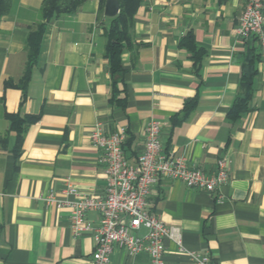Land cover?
Here are the masks:
<instances>
[{"label":"crops","instance_id":"0c3cea01","mask_svg":"<svg viewBox=\"0 0 264 264\" xmlns=\"http://www.w3.org/2000/svg\"><path fill=\"white\" fill-rule=\"evenodd\" d=\"M42 2L14 0L0 22V264H92L93 233L73 230L69 205L106 193L92 129L97 122L109 131L125 128L124 150L134 164L152 118L162 123L164 152L207 172L221 157L230 167L229 181L213 193L180 179L152 187L149 210L175 231L164 239L163 264H193L189 251L216 264H264V49L237 33L246 0H143L115 93L106 56L112 17L100 14V0L49 22L23 88L26 39ZM189 34L202 50L199 60L183 43ZM253 51L252 109L231 120ZM13 115L34 117L20 141ZM100 218L96 209L86 212L92 226ZM110 264L152 259L115 245Z\"/></svg>","mask_w":264,"mask_h":264},{"label":"built area","instance_id":"2783aa9c","mask_svg":"<svg viewBox=\"0 0 264 264\" xmlns=\"http://www.w3.org/2000/svg\"><path fill=\"white\" fill-rule=\"evenodd\" d=\"M237 33L245 41L254 37L264 49L263 0H246ZM161 133L162 123L150 119L145 127L144 151L133 164L124 150L125 128L109 131L103 123L97 122L92 129L91 141L100 149V162L105 166L106 193L100 199L85 196L69 204L73 230L93 233L92 264H110L115 245L131 255L145 251L150 254L152 264H163L164 239L174 236L175 231L149 210L148 202L152 187L161 178L180 179L189 187L211 193L229 181L230 167L226 157L217 160L215 171L207 172L184 157L164 152ZM69 190L75 192L73 188ZM92 208L101 215L100 222L94 226L86 219V212ZM142 228L146 232L139 234ZM176 238L183 249L181 239ZM188 255L193 264H216L208 254L189 251Z\"/></svg>","mask_w":264,"mask_h":264},{"label":"trees","instance_id":"16d2710c","mask_svg":"<svg viewBox=\"0 0 264 264\" xmlns=\"http://www.w3.org/2000/svg\"><path fill=\"white\" fill-rule=\"evenodd\" d=\"M86 0H43L39 19L36 24L31 28L27 35L25 49L27 52V65L25 68L24 76L22 78V86L25 89L30 78L31 70L37 63L41 44L44 35L47 31V26L53 19L68 13L75 12L79 6ZM143 0H119L120 12L118 15L111 18L110 26L106 31L108 37V44L106 49V56L109 60L110 72L113 77V91L118 90L117 84L124 80V68L121 61V53L127 44L132 43V28L134 22V16L140 7ZM14 0H0V22L1 18L7 14ZM101 5L99 12L104 14L106 0H100ZM190 42V50L193 56L199 60L202 55V50L197 48L193 37L189 34L183 39ZM257 54H251L248 57L247 62L243 65L241 87L244 89V93L239 94L233 102L228 117L231 120H235L252 109V100L254 93V76L257 73L256 66ZM112 100H116L113 95ZM186 107L192 100L187 101ZM34 117L26 116L21 117L19 115H13L11 117V128L17 131V137L20 141L24 126L33 120Z\"/></svg>","mask_w":264,"mask_h":264},{"label":"water","instance_id":"95a60500","mask_svg":"<svg viewBox=\"0 0 264 264\" xmlns=\"http://www.w3.org/2000/svg\"><path fill=\"white\" fill-rule=\"evenodd\" d=\"M120 12L119 0H106L104 14L109 17H114Z\"/></svg>","mask_w":264,"mask_h":264}]
</instances>
